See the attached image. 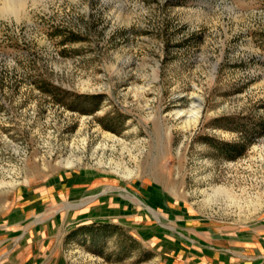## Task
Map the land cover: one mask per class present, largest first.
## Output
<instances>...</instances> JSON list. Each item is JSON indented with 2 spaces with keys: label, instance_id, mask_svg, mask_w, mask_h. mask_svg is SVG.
Listing matches in <instances>:
<instances>
[{
  "label": "rangeland",
  "instance_id": "obj_1",
  "mask_svg": "<svg viewBox=\"0 0 264 264\" xmlns=\"http://www.w3.org/2000/svg\"><path fill=\"white\" fill-rule=\"evenodd\" d=\"M25 1L29 21L0 18V239L28 221L6 214L17 191L83 173L181 253L96 220L55 232L60 264H264V0ZM13 249L0 264H19Z\"/></svg>",
  "mask_w": 264,
  "mask_h": 264
},
{
  "label": "crops",
  "instance_id": "obj_2",
  "mask_svg": "<svg viewBox=\"0 0 264 264\" xmlns=\"http://www.w3.org/2000/svg\"><path fill=\"white\" fill-rule=\"evenodd\" d=\"M74 176L76 180L71 187L72 190L69 188L71 183H67L65 180L61 185L62 187L55 185L54 183L56 182L47 183L42 188L19 190L13 198L5 203V207H9L6 210L8 212L5 211L6 214H9L12 210L16 211L19 209L17 208L18 206L28 213L26 215L28 221L23 223L11 222L8 224L9 234L0 239V244H6L8 247L14 248V254L17 255L14 258V262H18L19 264H60L59 258L55 253V247L58 243L56 237L59 234L55 232L59 231L60 233L62 226L66 228L78 222H92L96 220L136 223L140 227L138 228L139 235L147 239L148 243L150 242V245L157 250H161L167 255H174L179 252L176 246L178 239L175 241L173 232L169 234L166 228H163L164 226L157 222L145 226L140 225V221L135 220L136 217H146L145 214L141 213V211H144L139 202L126 196L124 193L118 192L112 194L111 188V190L107 188L109 191H98L100 189L103 190L105 184L102 182H104V179L100 182L88 183L85 179H80L81 176L84 177L83 173ZM73 189L83 191L77 193L78 196H75V193L71 192ZM73 196L75 199H73ZM114 199L128 204L131 209L130 213L113 214L110 209L106 208L107 210H105L102 202L107 200L108 202L105 205L109 207V202ZM59 203L63 205L62 209H64L61 213L59 210L52 209L53 205H58ZM95 203H98L100 206L91 207ZM134 211L135 213H132ZM1 215L4 216L3 213ZM147 227L150 229H143ZM153 234L157 238L152 239ZM185 246L187 247L188 244H185ZM196 250L201 251L199 249ZM204 250L206 249L204 248Z\"/></svg>",
  "mask_w": 264,
  "mask_h": 264
},
{
  "label": "bare ground",
  "instance_id": "obj_3",
  "mask_svg": "<svg viewBox=\"0 0 264 264\" xmlns=\"http://www.w3.org/2000/svg\"><path fill=\"white\" fill-rule=\"evenodd\" d=\"M25 3H26L25 0H0V18L5 19V20H11V21L15 20L16 22L29 21V15H28L29 11L27 10ZM156 74H157V71H156ZM200 114H201L200 105L199 104L192 105V107L189 110H187L184 115L186 119L185 121L186 126L195 127L199 122ZM73 164L74 163L72 160L67 159L66 165L72 166ZM116 166L114 167V170L119 173L121 172L126 177H130L134 173L133 170H130L127 167H120L119 165L117 167ZM12 184L13 182H4V181L0 182V186L12 185ZM219 192H222V191L220 190Z\"/></svg>",
  "mask_w": 264,
  "mask_h": 264
}]
</instances>
